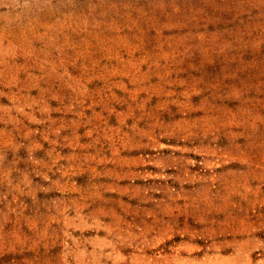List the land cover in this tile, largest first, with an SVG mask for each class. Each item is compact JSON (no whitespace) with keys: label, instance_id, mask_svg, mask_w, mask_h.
Masks as SVG:
<instances>
[{"label":"rangeland","instance_id":"1","mask_svg":"<svg viewBox=\"0 0 264 264\" xmlns=\"http://www.w3.org/2000/svg\"><path fill=\"white\" fill-rule=\"evenodd\" d=\"M0 264H264V0H0Z\"/></svg>","mask_w":264,"mask_h":264}]
</instances>
